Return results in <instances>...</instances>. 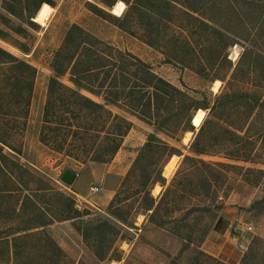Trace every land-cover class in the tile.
I'll use <instances>...</instances> for the list:
<instances>
[{
    "label": "rangeland",
    "instance_id": "obj_1",
    "mask_svg": "<svg viewBox=\"0 0 264 264\" xmlns=\"http://www.w3.org/2000/svg\"><path fill=\"white\" fill-rule=\"evenodd\" d=\"M52 1L54 5L42 3L51 6L45 24L35 19L42 4L35 9L31 24L27 21L29 11L22 5L13 6L15 12L12 13L0 0V47L37 69L26 127L15 142L17 146L21 144V152L18 154L7 147L5 150L34 174L73 198L78 208L87 209L89 213L83 215L84 219L106 218L115 224L118 233L110 249L104 247L105 256L99 258L96 242L85 240L72 219L54 220L44 228L61 251L51 250L46 244L40 249L27 250L32 264H230L200 248L221 212L228 214L232 228L244 233L247 239L242 255L250 243H254L245 264H264V210L257 213V209H251L255 200L264 198V0H138L137 4L146 7H138L134 0L129 3L122 0L125 8L118 16L110 11L117 0ZM103 1L113 4L110 7ZM88 2L112 15L104 19L90 9ZM28 8L34 11V3ZM112 16L120 18L123 27H119ZM72 24L80 25L105 43L139 56L156 73L185 88L198 100L205 98L212 104L222 96L221 105L214 110L198 108L193 113V130L174 136L140 119L135 120L123 137L118 153L105 162L120 157L127 160L128 168L119 173L113 193L120 191L119 198L125 199L139 188L133 178L122 186L121 182L148 132H154L180 149L181 155L174 154L166 160L172 158L173 162L169 175L163 174L167 163L162 165L165 181H157L151 187V194L157 200L164 195L152 220L149 219L151 210L143 209L140 195L132 194L119 205L128 223L107 211L109 202L104 207L84 203L82 197L93 202L98 200L106 184L88 182L87 192L76 197L74 189L64 183L60 175L65 168L79 169L90 161L81 163L65 151H55L39 141L47 83L54 75L50 63ZM23 46L28 51L21 50ZM1 75L0 87L5 88L8 86L6 75ZM60 79L69 83L66 75ZM216 79L221 83L214 90L212 84ZM243 92H254L260 103L254 102L252 97L241 96ZM108 107L126 118L129 116L118 106ZM187 131L190 132L186 134ZM197 137L199 146L204 148L199 154L192 151ZM185 154L213 167L185 162ZM204 177L211 182L208 190ZM93 187L98 189L94 191ZM53 199L44 202L50 207L53 202L58 204ZM1 211L0 234L24 224L21 219L2 217L4 210ZM174 217L180 219L169 220ZM161 220L168 221L161 226Z\"/></svg>",
    "mask_w": 264,
    "mask_h": 264
},
{
    "label": "trees",
    "instance_id": "obj_2",
    "mask_svg": "<svg viewBox=\"0 0 264 264\" xmlns=\"http://www.w3.org/2000/svg\"><path fill=\"white\" fill-rule=\"evenodd\" d=\"M124 1L129 3L130 0ZM134 1L138 7H146L137 4L138 0ZM43 2L54 5L52 0H3L2 5L12 13L15 12L13 6L22 5L23 9L29 11L27 21L33 24L31 18L34 17L35 9L38 10ZM30 3H34L32 12L28 8ZM104 3L110 7L113 4ZM88 4L95 14L104 19L112 15L92 2ZM124 8L125 3L117 0L110 11L118 16ZM43 9L51 11V6L42 4L38 12ZM113 19L119 27H123L120 18ZM21 50L28 51V48L23 46ZM166 62L171 61L166 59ZM50 67L54 75L49 77L47 83L39 141L55 151H65L81 163L109 162L132 127L130 119L114 112L109 105L118 106L156 130L174 136L194 129L191 118L198 108L214 110L222 103L220 95L212 104L205 98L196 99L185 88L174 85L156 73L139 56L103 42L78 24H72L67 30L61 45L53 54ZM0 70L8 82L7 87H0V211L4 210L2 217L24 222L10 229L7 234H0V259L6 262L0 260V264H32L27 252L43 248L45 244L51 250L61 251L44 226L54 220L65 219H72L74 227L85 240L93 239L96 242V255L103 258L106 254L102 253L104 247L110 249L113 237L118 233L115 224L103 217L84 219L83 215L89 213L87 209L78 208L73 198L6 152L5 147L18 154L21 152V144L17 146L15 142L21 138L26 127L37 69L0 47ZM64 75L69 83L60 79ZM0 77L3 79V75ZM83 91L101 98V101ZM241 96L252 97L254 102L260 103L254 92H243ZM198 138L192 145V151L196 154L204 152V148L198 144ZM174 154L181 155L182 152L154 132H148L121 182L122 186L133 178L139 183V188L130 193L136 197L140 195L138 198L143 209L151 210L150 220L158 213L164 200V195L158 200L154 198L151 187L157 181H165L162 165ZM183 161L193 162L199 167H213L189 154L183 156ZM204 181L208 190L211 182L207 177H204ZM170 189L171 186L167 192ZM119 192L116 191L109 201L107 211L128 223L127 218L120 213L119 205L132 194L124 199L119 198ZM51 198H55L58 204L53 202L51 207L47 206L44 200ZM263 204L264 198L255 200L251 209L261 213ZM167 221L161 220L160 225ZM253 244L250 243L239 264L246 263Z\"/></svg>",
    "mask_w": 264,
    "mask_h": 264
},
{
    "label": "crops",
    "instance_id": "obj_3",
    "mask_svg": "<svg viewBox=\"0 0 264 264\" xmlns=\"http://www.w3.org/2000/svg\"><path fill=\"white\" fill-rule=\"evenodd\" d=\"M128 118L134 123L135 120H139L130 114ZM126 161L125 158L121 159L120 157L113 159L110 163L90 161L82 164L79 169L73 170L76 175L70 184V187L74 189L72 192L77 195L76 197H82V194L87 192L88 182L104 183L106 184L105 190L102 189V193L98 195V200L95 202L88 200V198L85 200L86 197H82L84 203L104 207L114 193V183L117 181L116 178L120 177L119 173H122L126 167L128 168ZM231 225L232 220L226 212L218 214L202 240L200 248L212 257L230 264H236L246 248L247 239H244V233L239 230L235 231Z\"/></svg>",
    "mask_w": 264,
    "mask_h": 264
},
{
    "label": "bare ground",
    "instance_id": "obj_4",
    "mask_svg": "<svg viewBox=\"0 0 264 264\" xmlns=\"http://www.w3.org/2000/svg\"><path fill=\"white\" fill-rule=\"evenodd\" d=\"M49 16H50V11H49V10H46V9H43V10H41V11L39 12L38 17H37V20H38L41 24H45V22H46V20L49 18ZM219 83H221L220 80H218V79L214 80V81H213V84H212V88H213L214 90H216V89L218 88V86H219ZM192 123H193V122H192ZM194 126H195V125H194ZM189 132H190V131H187L186 134L189 133ZM173 157H174V156H172V158H173ZM172 158L167 162V164H166L165 167H164L163 174H164L165 176L169 175L170 172L172 171V168H173ZM156 190H157V189H156ZM110 264H115V263L111 262Z\"/></svg>",
    "mask_w": 264,
    "mask_h": 264
},
{
    "label": "water",
    "instance_id": "obj_5",
    "mask_svg": "<svg viewBox=\"0 0 264 264\" xmlns=\"http://www.w3.org/2000/svg\"><path fill=\"white\" fill-rule=\"evenodd\" d=\"M192 125L194 124L192 123ZM75 175L76 174L73 170L65 168L60 175V179L66 184H71L75 178Z\"/></svg>",
    "mask_w": 264,
    "mask_h": 264
},
{
    "label": "built area",
    "instance_id": "obj_6",
    "mask_svg": "<svg viewBox=\"0 0 264 264\" xmlns=\"http://www.w3.org/2000/svg\"><path fill=\"white\" fill-rule=\"evenodd\" d=\"M92 189H93L94 191H96L98 188H97V187H93Z\"/></svg>",
    "mask_w": 264,
    "mask_h": 264
}]
</instances>
